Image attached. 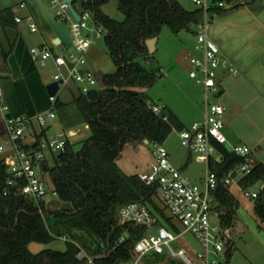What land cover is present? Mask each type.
Wrapping results in <instances>:
<instances>
[{
  "label": "trees",
  "instance_id": "1",
  "mask_svg": "<svg viewBox=\"0 0 264 264\" xmlns=\"http://www.w3.org/2000/svg\"><path fill=\"white\" fill-rule=\"evenodd\" d=\"M107 1L73 0L72 3L77 11L90 9L103 26L105 43L116 66L114 72L104 74L105 85L97 100L78 93L69 103L58 96L55 104L64 127L74 125L81 117L90 130L79 148L68 139L65 150L54 154V165L49 168L58 198L70 202L72 207L50 212L41 204V212L32 201L19 202V191L16 186L8 185L6 165L0 159V264H84L85 259L78 256L82 250L99 255L97 264H123L131 259L135 242L146 232L142 226L117 221L119 207L130 201L148 205L163 223L179 230L165 207L154 199L157 185H146L138 174L124 173L116 159L128 143L145 140L163 143L173 128L185 127L166 106L163 114L167 120H164L150 105L155 101L148 97L146 89L157 82L160 69L147 40L158 37L165 26L175 34L193 32L202 18V10L187 9L179 0H117L124 14V19L118 21L102 10ZM215 10L219 7L212 9ZM17 82L14 86L24 102L26 89ZM38 95L48 102L44 107L48 108L44 85ZM16 111L33 114L41 110L24 107ZM217 148L222 159L211 160V168L223 172L245 161L252 163V171L242 184H263L254 200V213L264 222V164L251 153L236 155L223 144H217ZM214 194L221 222L231 225L238 200L227 185H219ZM61 236L70 238L64 251L46 248L33 253L28 247L32 242L47 244ZM122 236L125 238L120 241ZM231 253L229 249L226 263Z\"/></svg>",
  "mask_w": 264,
  "mask_h": 264
},
{
  "label": "built area",
  "instance_id": "2",
  "mask_svg": "<svg viewBox=\"0 0 264 264\" xmlns=\"http://www.w3.org/2000/svg\"><path fill=\"white\" fill-rule=\"evenodd\" d=\"M193 2L202 10V18L194 29L196 53L189 58L188 75L202 89L203 115L190 126L179 129V137L181 144L195 155V159L205 163L204 187L196 185L184 173L185 165L175 166L171 162L170 154L163 143H151L154 147V163L150 171L140 173L138 176L146 185H157L158 191L162 192L163 206L171 218L179 221L184 230L176 231L169 223H163L159 215L140 201H130L121 205L117 213L119 223H133L146 229L143 236L135 242L131 259L123 264H154L144 261V257L151 253L166 254L168 258H175L182 264H228L226 254L233 245L232 224L221 222L214 190L219 185L230 187L235 185L245 196L255 200L262 188L260 186L255 189L259 183L252 186L242 184L243 178L252 171L253 165L250 161L223 172L210 166L211 160L222 159L217 144L228 143L224 132L225 108L215 98L221 91L217 80L219 71L226 70L234 74L237 73V69L222 56L220 46L209 34L214 12L212 9L224 7L225 2L223 0ZM51 3V7L54 8L52 16L59 22H66L72 45L67 47L62 42L58 43L56 35L55 38L33 45L29 49L32 62L44 64L51 60L54 64L55 71L50 82H58L59 88L55 95L48 96L50 106L35 114H12L4 88L0 84V110L7 135V140L0 144V159L6 165L7 183L16 186L19 194L24 195V200L34 202L41 212H43L41 204L47 208L45 196L48 192L52 194L53 199H59L53 186L51 189L47 188L41 175V172L49 169L47 152L53 158L54 154L65 150L68 140L67 137L60 135L54 137L47 135V130L57 118L55 110L57 98L62 88L72 82L81 83L77 91L86 96L91 89L100 90L97 73L86 67V53L95 39L105 35V29L90 9L77 11L80 15L77 19L63 0H51ZM20 6L24 7L25 3H21ZM15 21L25 22L33 32L40 30L39 22L32 14L25 17L17 15ZM61 47L71 48L74 53L62 54ZM150 105L156 114L167 120V116L163 114L164 104L150 102ZM228 149L236 155L252 154V148L245 144H231ZM184 232H191L195 236L202 246L201 250L191 252L184 247L175 249L172 246V242ZM124 238L125 236H122L120 241ZM78 256L85 259L84 264H97L96 260L100 257L90 255L84 250Z\"/></svg>",
  "mask_w": 264,
  "mask_h": 264
},
{
  "label": "crops",
  "instance_id": "3",
  "mask_svg": "<svg viewBox=\"0 0 264 264\" xmlns=\"http://www.w3.org/2000/svg\"><path fill=\"white\" fill-rule=\"evenodd\" d=\"M223 1L225 2L224 7L212 12L209 34L220 46L222 56L237 69V73L234 74L220 70L217 79L221 91L215 98L225 108L224 132L228 140L226 146L229 147L231 144L248 145L252 148L253 156L264 164V0ZM41 2L46 8L52 6V3L48 7L43 0ZM21 3H25V6L21 7ZM28 14L34 15L40 21L44 16L36 0H0V80L3 79L6 88L12 87L16 81L21 82L27 94L24 102L20 98L15 99L14 110H22L24 107L45 109L48 102L41 99L38 92L41 90V85L50 82L51 75L54 73L50 75L49 80L42 79L37 69V63L32 62L30 58V47L27 44L25 32L28 27L25 22L15 21V16ZM46 31V38L40 35L41 40L34 45L56 37L53 28H50V32ZM191 34L193 51L196 53L194 31ZM73 85L72 82L62 88L59 94L61 101L69 103L78 94V91L76 94L74 93ZM164 105L175 113L180 122L187 126L183 117L178 115L176 110L168 104ZM193 105L196 103L193 102ZM197 107L199 116L202 118L203 100L202 107H199L198 104ZM0 138V144L7 140L1 110ZM67 139L69 138L67 137ZM262 223L264 225V222ZM263 225L251 229L236 212L232 223L233 245L228 264H242L237 259H233V248L236 246V238H241V234L249 230L244 243L247 251L244 252V256L248 257L250 262H254L253 264H264ZM248 245H250L249 250ZM256 256L260 257L259 260L256 259Z\"/></svg>",
  "mask_w": 264,
  "mask_h": 264
},
{
  "label": "rangeland",
  "instance_id": "4",
  "mask_svg": "<svg viewBox=\"0 0 264 264\" xmlns=\"http://www.w3.org/2000/svg\"><path fill=\"white\" fill-rule=\"evenodd\" d=\"M179 1L187 9H192L196 6L193 0ZM43 2L48 7L51 5V0H43ZM101 8L105 13L118 21L124 19L123 12L118 8L117 0H108ZM41 18V21L37 19L39 24H41L40 31L33 32L29 28H26L25 30L29 47L41 40L40 35H43L46 38V30L50 32L51 27L49 26V23L45 20L44 16ZM193 50L191 32L183 31L182 33L175 34L167 26L163 27L157 38L153 54L154 61L160 69V76L151 88L146 89V93L151 100L161 104H168L171 108L176 110L178 115L183 117V121L187 126H190L194 121L201 119L197 104L199 107H202L203 100L201 87L196 85L194 80L188 75V67L190 65L189 58L192 54H195ZM60 52L62 54H71L74 53V50L61 47ZM86 57V67L92 69L97 74L111 73L116 70V66L109 55L104 36L95 39V42L88 49ZM37 69L42 79L45 80H49L50 75L55 70L51 60L46 61L44 64L38 62ZM73 83L74 85L72 87L76 94L77 87L81 86V83ZM193 102H195L196 105H193ZM47 135L51 137L56 135L68 137L74 141L76 143L75 146L79 148L83 140L90 135V130L87 123L81 117L74 125L64 127L60 117L57 115V118L52 122V126L47 130ZM163 145L170 154L171 162L175 166L185 165L184 173L190 177L196 185L204 187L203 177L205 174V163L196 160L195 155L190 152L186 146L181 144L178 128H173L169 136L163 142ZM153 152L154 147L150 142L140 141L136 143H128L124 146L116 161L122 171L128 175L145 173L150 171L151 165L154 163ZM47 159L49 168H51L54 165V160L49 152H47ZM41 175L46 182L47 188L51 189L53 184L51 181L50 170L48 169L43 173L41 172ZM259 187L260 184L255 186V189ZM230 190L235 198L239 200L236 212L243 221L247 223L251 229L263 225L254 213V201L245 196L235 185H232ZM51 199H53V196L48 192L45 196V200L48 202ZM154 199L159 206L163 207V196L161 191L157 192ZM166 212L170 215L167 210ZM171 219L179 228V231L182 232L184 227L179 221L173 217ZM249 232L250 230L245 231L241 234V238L237 237L236 246L233 248V259H237V261L242 264L254 263L250 262L249 258L244 256V252H247L244 243ZM67 239L70 238L68 236H61L47 244L32 242L28 247L33 253H37L46 248L64 251L66 249ZM172 246L175 249L184 247L191 252L201 250L202 247L200 242L191 232H184L177 238V240L172 242ZM249 246L250 245H248V250L250 249ZM259 258V256H256V259L259 260ZM166 260H169L170 264H182L181 261L175 258H168L166 254L151 253L144 257L146 263H159Z\"/></svg>",
  "mask_w": 264,
  "mask_h": 264
},
{
  "label": "water",
  "instance_id": "5",
  "mask_svg": "<svg viewBox=\"0 0 264 264\" xmlns=\"http://www.w3.org/2000/svg\"><path fill=\"white\" fill-rule=\"evenodd\" d=\"M37 3L39 4L46 20L48 21V23L50 24V26L53 28V30L55 31L56 35H57V42L60 43H64L67 47H70L72 45L71 40H70V36L68 33V29H67V25L65 21H57L53 16H52V11L54 10L53 7L51 8H46L41 0H36ZM64 3H67L69 6L70 11L73 13V15L79 19L80 15L77 12V10L73 7V0H63ZM155 43H156V37H153L151 39L147 40V45L149 48V51L151 53L154 52L155 50ZM97 79H98V83L100 86V89H102L105 85L104 83V74L103 73H98L97 74ZM17 82V81H16ZM18 83V82H17ZM20 83V82H19ZM0 84L3 86L4 88V92H5V97H6V101L8 103V105L10 106V110L12 112V114H21V113H25L24 111L22 112H18L16 111V109H13V103L15 101V99L20 98L18 95V89H16V87L13 85L12 87H5V84L3 82V79L0 80ZM45 87V91L47 93L48 96H52L55 95L56 92L58 91L59 85L58 82H50L44 85ZM100 94V90L98 89H91L88 91L87 93V98L89 100H97ZM16 111V112H15ZM36 113V112H35ZM33 113V114H35ZM32 114V113H29ZM18 201L22 202L24 201V195L19 194L18 195ZM72 205L70 202L67 201H63L61 199H51L47 202V210L50 212H55L57 209H67V208H71ZM160 264H170V262L165 261L162 262Z\"/></svg>",
  "mask_w": 264,
  "mask_h": 264
}]
</instances>
